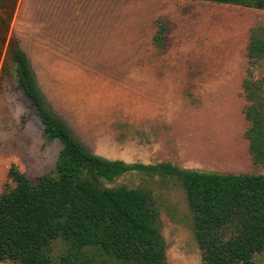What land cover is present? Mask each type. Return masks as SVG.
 I'll list each match as a JSON object with an SVG mask.
<instances>
[{
	"label": "rangeland",
	"instance_id": "obj_1",
	"mask_svg": "<svg viewBox=\"0 0 264 264\" xmlns=\"http://www.w3.org/2000/svg\"><path fill=\"white\" fill-rule=\"evenodd\" d=\"M112 2L18 0L10 23L9 37L27 54L48 106L74 137L90 153L128 165L169 163L205 173L264 175L244 136L250 123L243 90L251 72L262 82L264 95V59L250 66L246 55L250 32L257 29L264 36V9L193 0H118L114 5L123 6L122 13ZM158 19L166 28L162 49L143 41ZM47 25L66 26L68 46L86 45L94 71L56 72L66 63L48 61L38 46V30ZM137 34L139 44L132 42ZM5 51L0 47V195L14 187L11 166L35 180L55 169L62 149L59 139L47 140L37 110L16 88L11 65L4 66ZM113 182L103 186L124 185L150 195L167 244V264H202L179 182L136 172ZM54 248L57 257L64 245L57 240ZM254 264H264V253Z\"/></svg>",
	"mask_w": 264,
	"mask_h": 264
},
{
	"label": "trees",
	"instance_id": "obj_2",
	"mask_svg": "<svg viewBox=\"0 0 264 264\" xmlns=\"http://www.w3.org/2000/svg\"><path fill=\"white\" fill-rule=\"evenodd\" d=\"M264 9V0H193ZM18 0H0V47L11 65L16 88L34 107L48 141L62 149L54 170L30 180L15 166L14 187L0 195V263L11 264H167V244L150 195L124 185L105 187L128 172L172 179L182 186L202 264H254L264 253V175L183 170L169 163L125 164L90 153L50 109L27 54L9 37ZM154 43L162 46L165 25L158 22ZM250 66L264 59V36L250 32ZM262 82L248 72L243 90L248 106L245 132L255 165H264ZM64 250L57 257L54 242Z\"/></svg>",
	"mask_w": 264,
	"mask_h": 264
},
{
	"label": "crops",
	"instance_id": "obj_3",
	"mask_svg": "<svg viewBox=\"0 0 264 264\" xmlns=\"http://www.w3.org/2000/svg\"><path fill=\"white\" fill-rule=\"evenodd\" d=\"M114 3H118V0H113L112 4L114 6V10H120L123 13V6L122 7H118L117 4L116 6L114 5ZM150 16V13H147L146 16ZM148 19H151V17ZM156 22V26L153 23L154 27L151 29V26L148 27V29L146 30L145 34L143 35V41L145 42V44L147 45H153L154 47L157 48H163L164 43L162 46H158L156 43H154V38L157 34L158 31V22L159 19ZM123 26V25H120ZM68 29L66 28V26L64 25H52L49 26L47 25L45 28H39L38 30V46H42L43 49L46 50V52L43 55L48 56L47 60L52 62V63H66V65L61 66V69H55L56 72L58 71H65V72H70L67 73L66 75H79L80 72H93L94 70L91 69V65H89V63H91V61H93L92 58L85 56V54L87 53V51L84 50L83 47L85 46H78V45H72V46H68L67 40H64L63 38L68 36ZM165 37V34H164ZM132 42H136L137 44L140 43V38L137 34L136 37V41H132ZM78 44H80V41H77ZM124 44V41L121 40L120 42H118L116 44L118 51L122 49ZM87 46H91L94 47L92 45L87 44ZM91 51V50H90ZM61 53H67L69 56L68 57H64L62 56V58H59L58 56H56V54H61ZM85 53V54H84ZM76 55V56H75ZM31 60V59H30ZM68 63V64H67ZM70 63H75L76 66L72 67V64ZM81 64V65H80ZM72 68V69H71ZM122 72H124V69H121ZM53 76H60L63 74H57V73H53L51 74ZM81 75H87V74H81Z\"/></svg>",
	"mask_w": 264,
	"mask_h": 264
},
{
	"label": "bare ground",
	"instance_id": "obj_4",
	"mask_svg": "<svg viewBox=\"0 0 264 264\" xmlns=\"http://www.w3.org/2000/svg\"><path fill=\"white\" fill-rule=\"evenodd\" d=\"M117 96V95H116ZM119 98V97H118ZM119 103V102H118Z\"/></svg>",
	"mask_w": 264,
	"mask_h": 264
}]
</instances>
